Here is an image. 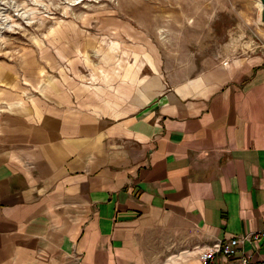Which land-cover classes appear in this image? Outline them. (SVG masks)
<instances>
[{
	"label": "crops",
	"instance_id": "crops-1",
	"mask_svg": "<svg viewBox=\"0 0 264 264\" xmlns=\"http://www.w3.org/2000/svg\"><path fill=\"white\" fill-rule=\"evenodd\" d=\"M151 68L25 102L0 85V264H203L256 232L237 255L264 259V50Z\"/></svg>",
	"mask_w": 264,
	"mask_h": 264
},
{
	"label": "rangeland",
	"instance_id": "rangeland-1",
	"mask_svg": "<svg viewBox=\"0 0 264 264\" xmlns=\"http://www.w3.org/2000/svg\"><path fill=\"white\" fill-rule=\"evenodd\" d=\"M258 11L257 0H0V85L25 102L49 81L105 86L153 62L164 77L190 75L264 50Z\"/></svg>",
	"mask_w": 264,
	"mask_h": 264
},
{
	"label": "built area",
	"instance_id": "built-area-1",
	"mask_svg": "<svg viewBox=\"0 0 264 264\" xmlns=\"http://www.w3.org/2000/svg\"><path fill=\"white\" fill-rule=\"evenodd\" d=\"M259 233L253 235L236 236L228 239H215L210 245L202 248L200 260L203 264H251L244 255H237L238 244L245 239L255 242ZM255 264H264V259Z\"/></svg>",
	"mask_w": 264,
	"mask_h": 264
},
{
	"label": "water",
	"instance_id": "water-1",
	"mask_svg": "<svg viewBox=\"0 0 264 264\" xmlns=\"http://www.w3.org/2000/svg\"><path fill=\"white\" fill-rule=\"evenodd\" d=\"M259 4L258 21L264 25V0H257Z\"/></svg>",
	"mask_w": 264,
	"mask_h": 264
}]
</instances>
